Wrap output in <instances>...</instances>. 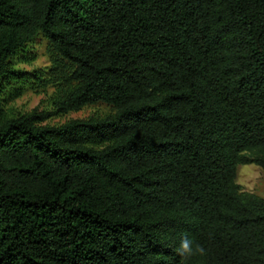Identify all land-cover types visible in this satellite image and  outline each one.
I'll return each mask as SVG.
<instances>
[{"label":"trees","instance_id":"1","mask_svg":"<svg viewBox=\"0 0 264 264\" xmlns=\"http://www.w3.org/2000/svg\"><path fill=\"white\" fill-rule=\"evenodd\" d=\"M38 34L77 82L55 112H114L3 108ZM245 162L264 171V0H0V264H264Z\"/></svg>","mask_w":264,"mask_h":264},{"label":"rangeland","instance_id":"2","mask_svg":"<svg viewBox=\"0 0 264 264\" xmlns=\"http://www.w3.org/2000/svg\"><path fill=\"white\" fill-rule=\"evenodd\" d=\"M22 53L12 60V65L25 78L4 87L1 93L3 108L12 112H29L33 109L52 112L42 121L52 125L70 118L103 117L114 112V108L104 102L55 112V101L65 96L77 83L71 75L72 64L58 57L43 34H38ZM236 182L240 190L264 197V171L259 165L253 162L240 163Z\"/></svg>","mask_w":264,"mask_h":264},{"label":"clouds","instance_id":"3","mask_svg":"<svg viewBox=\"0 0 264 264\" xmlns=\"http://www.w3.org/2000/svg\"><path fill=\"white\" fill-rule=\"evenodd\" d=\"M178 253L179 255H181L182 257H191L193 255H196V254H200V255H203L205 253V250L203 247L197 245L195 247V249H193L191 246H190V242L187 240V239H184L182 242H181V246L180 248L178 249Z\"/></svg>","mask_w":264,"mask_h":264}]
</instances>
